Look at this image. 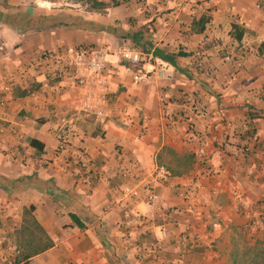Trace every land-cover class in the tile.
<instances>
[{"label": "crops", "instance_id": "obj_1", "mask_svg": "<svg viewBox=\"0 0 264 264\" xmlns=\"http://www.w3.org/2000/svg\"><path fill=\"white\" fill-rule=\"evenodd\" d=\"M202 16L209 24L193 33ZM234 25L244 30L240 42ZM82 45L108 54L112 101L106 120L77 111L82 91L72 80L44 88L33 74H19L44 51ZM127 45L140 62L123 58ZM247 46L253 51L238 66L230 57ZM139 74L149 82L138 83ZM1 101L0 125L8 129L0 134V264L16 256L17 231L30 206L54 242L32 264H229L237 230L253 222L244 240L264 238L258 220L264 214V0H124L105 14L78 0H0ZM63 136L68 152L59 153ZM164 147L194 154L195 166L162 182L152 218L127 230L113 200L124 183L120 157L146 176ZM6 150L19 160L7 159ZM83 156L89 167H82ZM209 168L215 176H207ZM190 186L192 205L178 197ZM233 187L248 207L233 198ZM190 206L209 227L202 230L204 248L182 261L180 222ZM162 224L169 229L162 253L140 259L143 242L158 238Z\"/></svg>", "mask_w": 264, "mask_h": 264}, {"label": "built area", "instance_id": "obj_2", "mask_svg": "<svg viewBox=\"0 0 264 264\" xmlns=\"http://www.w3.org/2000/svg\"><path fill=\"white\" fill-rule=\"evenodd\" d=\"M205 48L197 51L198 59L197 66L202 67L205 58ZM244 50L234 59L238 66L242 64L247 53L252 52L250 46L244 47ZM123 58L132 61L133 63L140 62V56L131 45H127L121 49ZM107 52L104 49L92 45L82 46H64L55 50H47L41 53L39 58L30 66L23 67L19 74H26L35 77V82L44 88H49L52 83L62 80H72L77 88L82 91L81 99L77 104V111L86 117H94L96 119L106 120L111 116L110 104L111 89L110 80L107 73ZM135 80L148 83L150 77L147 74L135 75ZM6 103L0 102V106L4 107ZM199 111V109H197ZM171 124L175 125L176 120H171ZM8 127L3 123L0 125V134H4ZM14 131L13 129H11ZM73 132V129H72ZM69 138L61 137L59 140V153L68 152ZM5 156L12 162L19 160L18 154L6 150ZM123 164L121 166V175L124 179L122 189L118 194H114L113 200L115 206L122 214L121 224L127 230H132L146 224L152 218L153 210L162 202L161 195L157 191L158 186L171 177L165 167H155L152 174L144 176L141 171H138L135 165L127 163L124 165V158L120 157ZM82 167H89L91 161L88 157L83 156L80 160ZM208 177L216 175L214 169L206 170ZM195 189L193 186L181 189L178 192V197L192 205L190 201L194 198ZM231 194L233 198L240 204L247 206L246 197L239 191L237 187H233ZM139 202L144 207L139 209ZM248 207V206H247ZM194 208L190 206L189 213L182 218L180 226L183 229L182 236L179 239L180 259L184 261L187 256L195 249L204 248V235L202 230H207L209 224L203 220ZM264 216V214L262 215ZM158 238L155 236L149 237L142 244L138 257L152 259L162 253V241L168 239L169 229L166 224H162L158 228ZM0 240V246L4 243ZM211 249L213 245L210 244ZM14 257H8L6 264H13ZM190 264H199L197 261H192Z\"/></svg>", "mask_w": 264, "mask_h": 264}, {"label": "trees", "instance_id": "obj_3", "mask_svg": "<svg viewBox=\"0 0 264 264\" xmlns=\"http://www.w3.org/2000/svg\"><path fill=\"white\" fill-rule=\"evenodd\" d=\"M89 7L91 11L107 13L110 7L118 6L124 0H113L109 5L100 0H78ZM210 22L208 16H202L195 20L192 32H204ZM233 38L241 41L244 30L233 26ZM24 94H30L26 91ZM30 145L38 152L44 151V145L37 140H31ZM195 156L192 153H179L170 147H164L156 157L158 167H165L171 176L181 177L188 174L195 166ZM35 207L30 206L23 212L22 225L17 231V254L13 259V264H32V259L47 252L54 246L53 240L46 233L34 215ZM71 218L80 228L85 225L74 215ZM229 264H264V238L254 242L242 241L235 243L233 240L232 249L229 253Z\"/></svg>", "mask_w": 264, "mask_h": 264}, {"label": "rangeland", "instance_id": "obj_4", "mask_svg": "<svg viewBox=\"0 0 264 264\" xmlns=\"http://www.w3.org/2000/svg\"><path fill=\"white\" fill-rule=\"evenodd\" d=\"M258 218H259L258 219L259 221L264 222V216H259ZM256 226H257V224L252 222V223L249 224L248 228H243L242 230H237L234 242L235 243H241L242 241H244V238L247 237L246 236L247 233L251 234V227L256 228ZM232 245H233V242H232ZM232 245H231L230 251L232 249Z\"/></svg>", "mask_w": 264, "mask_h": 264}, {"label": "clouds", "instance_id": "obj_5", "mask_svg": "<svg viewBox=\"0 0 264 264\" xmlns=\"http://www.w3.org/2000/svg\"><path fill=\"white\" fill-rule=\"evenodd\" d=\"M38 2H39V0H38Z\"/></svg>", "mask_w": 264, "mask_h": 264}]
</instances>
